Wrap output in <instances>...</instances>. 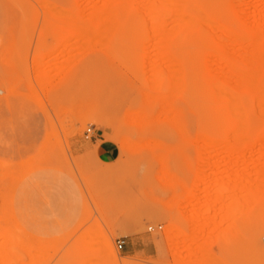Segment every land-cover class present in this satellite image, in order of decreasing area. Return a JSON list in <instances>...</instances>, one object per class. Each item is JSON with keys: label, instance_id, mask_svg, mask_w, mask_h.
<instances>
[{"label": "rangeland", "instance_id": "obj_1", "mask_svg": "<svg viewBox=\"0 0 264 264\" xmlns=\"http://www.w3.org/2000/svg\"><path fill=\"white\" fill-rule=\"evenodd\" d=\"M96 1L0 0V264H77L83 256L86 264H112L100 256L103 236L130 264H264V191L235 188L264 178V159H256L264 156V126L254 151L238 161L237 146H225L230 132L216 119L212 126L197 89L206 73L247 96L199 43L207 35L229 49L224 59H237L238 50L249 60L251 46L223 31L240 36L244 21L253 31L264 21V0H229L226 18L186 32L190 47L181 50L155 35L150 0H134L132 31L111 41L91 32L76 42L67 25L80 9L86 22L85 3ZM186 50L190 71L178 69ZM247 114L260 122L255 110ZM101 145L116 148L113 161H100ZM235 197L244 205L239 214ZM203 221L208 234L173 255L166 229L188 236Z\"/></svg>", "mask_w": 264, "mask_h": 264}, {"label": "bare ground", "instance_id": "obj_2", "mask_svg": "<svg viewBox=\"0 0 264 264\" xmlns=\"http://www.w3.org/2000/svg\"><path fill=\"white\" fill-rule=\"evenodd\" d=\"M98 1L99 2L96 1L95 3L90 2L88 4V6L91 4V6L89 8H87L86 3H85V10L82 7L84 10V13L86 10H89L86 13V17H88V19L85 20L86 22L83 21L84 23H82L80 20V13L82 11V9H80L81 11L78 13H75L71 23H69L67 25L68 29L73 30V32H74L73 36L76 39V42H81V41H83V39L85 40L87 38L86 37L87 34L88 33L90 34L91 32H92V34H94L95 36H98V37L104 35V36H106V38H108V41H111L115 38V35H118V34H121L124 32H128V31H132V29L134 27H132L131 24L137 23L135 21L136 20L135 14L137 11V7L134 3V0H102V1L98 0ZM228 1L229 0H150V1H147L148 3H146V5L148 4V6H147V8H145V12L148 15H150V17H154L157 19V24H156V22H154V24H156V26L154 27L155 33H156L155 35H157L158 37L165 35V38L161 39L162 44H164L166 46H170V47L172 46L176 49L181 50L182 48H185V47L189 48L190 47L189 43L186 44V41L183 40V38H182L184 36V34H186V32H188V31L192 30L193 28H195L197 25L202 26V25H210L213 23L215 24L216 19H219L220 17H225L226 6L228 5L227 4ZM239 2H240V0H239ZM260 2H262V0ZM63 12H66V11H63ZM237 13L239 14V12H237V9H236V14ZM82 14H83V12L81 13V15ZM62 15H64V14H62ZM65 16H63V17H65ZM260 16H262V15H260ZM69 17L71 18V16H69ZM248 18H249V15H248ZM232 19H234V18H232ZM262 19H263V17H262ZM262 19L260 18V21L257 22L258 24H256L253 31L250 29L251 26L249 27V24L246 25L247 21H244L245 25L244 24L240 25V28L242 30V34L240 36L234 34L230 29H225L224 31L222 30L224 32L225 37L227 39H229L230 41L237 42L240 45H243V44L246 45L247 44V45L251 46V53L249 54V58H248L249 60H245V58L243 57L244 53H239L238 50H237V52L239 54V57H237V59H233L232 57L224 59V57H226L228 55V53L230 52L229 49H223L224 47L223 48L219 47L216 44V42L214 41V38H211L207 35L202 34L201 35L202 39L200 41L201 43H199V44H201L202 50L204 53L209 52L214 57V59H213L214 63H217L219 65L221 62H224L225 66H227V68L229 70H231L232 73H234V75L232 77L233 81H239V83H240V81H242L243 86H244L243 89H245V92L247 94V96L241 97L236 93L235 94L231 93L233 91H228V90H230V88L227 90V87L226 88L224 87L223 79H221V77L220 78H214V77H212L206 73H203L201 75V82H200L199 88H197V89H199V93L203 99V109L205 110L204 113L206 114V116L211 117L213 120V122H211L212 126L215 124L214 122H216V120H217L221 129L227 130L230 132L229 139L227 141H224V142H226L225 146H226V149L228 151L232 150L233 145L237 146V148H236L237 153H236L234 158L238 159V161L244 159L247 152L254 151V149H255V138H256L258 129L260 128V126H264V116L261 115V113L264 112V30L262 31L261 34H259V36H257L256 34H253V33H255V31L257 32L258 30H262L264 28V21ZM151 20H152V18H151ZM241 20H242V18H241ZM170 21H176L177 24L174 25V23L171 22L172 23L171 27L170 28L167 27V29H166L163 23L170 22ZM225 21H226V19H225ZM167 25L170 26V23ZM89 26H93L94 30L91 31ZM87 28H89L90 31ZM147 28L149 29V27H147ZM61 30H62V28H61ZM209 31H211V30H209ZM166 36H167V38H166ZM236 47L238 48V46H236ZM228 48H229V46H228ZM235 54H236V51L234 52V55ZM192 56H194V55H192ZM208 57L209 56H207V58ZM172 63H174V61ZM193 64H194V61L192 60L190 53L186 50L185 55L179 61V68L178 69L190 71ZM170 67H171V65H170ZM178 69H176V70H178ZM244 69H246L247 72L244 71ZM251 71H257V73L255 72L256 74H253ZM196 72L198 73V71H196ZM196 72H195V75H197ZM231 83H234V82L231 81ZM243 89L241 88V90H243ZM250 109H253V110H255V112H257L256 116H257V118L261 119L260 122H258L259 120H255V119L250 118V116L247 114ZM213 143H215V142H213ZM216 144H217V142H216ZM261 158L264 159V156H257L256 159L260 160ZM236 167H238V169L236 168L237 171L234 170L236 172H239V170L244 168L243 164H240V163L238 166L236 165ZM236 172H234V173H236ZM261 175H263V174H261ZM263 177H264V175H263ZM210 178H212V176ZM215 180H216V178H215ZM209 184H213V183L208 182L207 185H209ZM235 188L237 191H240V192H241V190L242 191L245 190L246 192L248 191V195H250L251 193L253 194V192L255 193L256 191H262L263 192L264 191V178L262 179V182H260V183H256L254 181H252L248 184L247 183H245V184L239 183L238 185L235 186ZM204 189H206V188H204ZM194 195L195 194H193V196ZM193 196H191V197H193ZM193 198H195V197H193ZM193 198H190V200ZM216 199H219V197ZM234 199H235L234 200L235 201L234 202L235 208L238 210L233 208V206H232V208L230 206V208L232 209V212H233V209H235L236 212L238 211L237 213L239 214V209L241 208V211H242V208L244 205L243 206H242V204L240 205L239 197L238 198L235 197ZM208 200H210V198H208ZM248 200H249L248 197L243 199V202L245 205H248L246 203H249L251 199L249 201ZM219 203H217L218 209L222 210L223 209V205L221 204L222 202L220 201ZM249 204L251 205V203H249ZM206 211H209V209H207ZM236 212L234 214H237ZM2 215L3 214L1 213L0 217ZM185 215H186L185 217L187 219L188 224L191 223L193 225V223L195 222L193 220V218H191L188 213L187 214L185 213ZM193 217H194V215H193ZM195 217H194V219H195ZM191 224H189V225H191ZM195 225H196V228L195 227L194 228L196 230L197 224H195ZM199 226H201V227H200V229L198 228L197 231H194V228L191 229V232L188 230L190 232V234H189L190 236L189 235L186 236V235L181 234V231H180L179 227H177V226L166 229L165 237L167 240L170 241L169 246L171 248V252L173 255L174 254H180L181 251H178V246L180 245V243H182V248L186 247V246H184L185 240H193L194 239L196 242V239L198 237L200 239L199 235L204 233V231L207 229L206 228L207 223L205 221H203V224L198 225V227ZM207 231L209 232V230H207ZM208 232L205 231V233H207V234H208ZM205 233H204V235H205ZM204 235L203 234L201 235V239H202V236H204ZM210 235H212V234H210ZM207 237H209V236H207ZM209 238H211V237H209ZM209 238H207V239H209ZM90 241L92 242V240H90ZM188 242L189 241H187V243ZM190 242H192V241H190ZM199 242H198V244H199ZM200 243H202V242H200ZM100 245H101L100 251H99L100 256L109 260L110 263H112V264H130L125 260H121V261L118 260L116 252L112 248V246L110 245L107 236H103ZM192 246H190V247H192ZM187 247H189V246H187ZM86 252H88V250H86ZM86 257L85 256L81 257L77 261V264H80V263L86 264L85 262L88 261V257L87 258ZM7 258H8V256H7ZM95 259H96V257H94V260ZM80 260H81V262H80ZM94 260H93V262H94Z\"/></svg>", "mask_w": 264, "mask_h": 264}, {"label": "crops", "instance_id": "obj_3", "mask_svg": "<svg viewBox=\"0 0 264 264\" xmlns=\"http://www.w3.org/2000/svg\"><path fill=\"white\" fill-rule=\"evenodd\" d=\"M98 157L101 162L108 163L116 158V148L113 146L101 145L98 150Z\"/></svg>", "mask_w": 264, "mask_h": 264}, {"label": "built area", "instance_id": "obj_4", "mask_svg": "<svg viewBox=\"0 0 264 264\" xmlns=\"http://www.w3.org/2000/svg\"><path fill=\"white\" fill-rule=\"evenodd\" d=\"M90 129H87L86 132H89ZM115 245H116V248L119 250V249H122L123 245H124V242L123 240L121 239H118L116 242H115Z\"/></svg>", "mask_w": 264, "mask_h": 264}]
</instances>
